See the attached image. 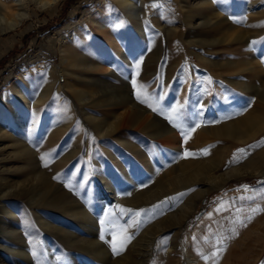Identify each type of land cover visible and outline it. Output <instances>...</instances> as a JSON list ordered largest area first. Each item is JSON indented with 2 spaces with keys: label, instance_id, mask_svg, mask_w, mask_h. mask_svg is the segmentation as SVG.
<instances>
[{
  "label": "rangeland",
  "instance_id": "obj_1",
  "mask_svg": "<svg viewBox=\"0 0 264 264\" xmlns=\"http://www.w3.org/2000/svg\"><path fill=\"white\" fill-rule=\"evenodd\" d=\"M116 5V0H61L45 10L32 5L29 18L0 36V97L6 95L23 119L15 123L7 103L0 101L6 145L24 140L26 152H32L6 162L11 173L0 179V264H97L93 254L100 246L110 250L105 264H117L127 254L131 258L121 264H134L140 256L132 245L138 243V249L152 237L156 224L170 225L166 220L198 189H175L182 161H218L216 176L232 169L244 173L251 165L263 173L234 176L201 198L182 229L157 235L147 264H190L193 251L204 264H264L262 211H253L264 207V124L244 141L218 134L227 125L264 120V0H144L146 38ZM108 7L112 29L98 30L91 22ZM204 15L211 26L198 19ZM225 15L229 21L214 26ZM80 30L89 38L77 36L70 49L83 62L98 61L100 68L72 67L69 85L62 83L60 93L51 91L34 109L9 92L18 84L31 93V83V99H39L49 69L59 65L60 44ZM78 90L90 92V105L79 101ZM137 92L147 103L136 98ZM120 99L145 112L157 127L128 114L126 105H115ZM86 112L103 121L115 114L126 118L117 131L103 134L100 121ZM174 145L184 153L174 151ZM154 166L158 174L151 173ZM36 173L55 189L41 205L33 203L28 181ZM125 175L137 185L127 186ZM25 178L27 188L9 191ZM54 194L85 208L95 224L89 232L63 214L51 200ZM61 228L97 244L66 239ZM125 235L132 237L130 243L114 255L112 245L119 247Z\"/></svg>",
  "mask_w": 264,
  "mask_h": 264
},
{
  "label": "bare ground",
  "instance_id": "obj_2",
  "mask_svg": "<svg viewBox=\"0 0 264 264\" xmlns=\"http://www.w3.org/2000/svg\"><path fill=\"white\" fill-rule=\"evenodd\" d=\"M60 1L61 0H4V1L0 0V36L4 35L5 33L9 32L13 29H16L27 18H29L31 16L30 15V12H31L30 8L32 5L36 6L40 10H45L47 8H50V7H55ZM207 1H210V0H207ZM116 3H117L116 6H118V8H120L123 11L122 13L125 14L127 20L129 21V25L131 24V26H133V28L135 27L138 34L142 38H146L147 34H148V32H147L148 26H147V21L145 19L144 0H116ZM204 3H206V1H204ZM9 9H15L16 12L14 14L10 15L11 13L8 12ZM120 9H118V10H120ZM111 13H112V11L110 10L109 7L104 9L101 12V15H100L101 18L92 20V22H91L92 25L94 27L98 28V30L100 29V30H106L107 31V30L112 29V24L108 23L109 19L111 18ZM218 15H219V13H218ZM205 16L206 15H204V17H201L198 19L202 22V24L210 25L212 23L211 18H209L208 15H207V17H205ZM229 18L230 17L228 15H225L224 18L219 20L218 22H216L214 20L213 22H216V23H214V26L221 24L222 21H229ZM128 21H127V24H128ZM201 22H198V23L201 24ZM188 25L191 26V23H189ZM199 28H201V27H199ZM175 31H176L175 28H172V29L167 28L168 33L174 34ZM79 35L81 36L80 38H82V39H88L89 38L87 31L80 30L77 34H73L71 36V38L64 40L60 44V49H59L60 50V62H59V65H58V67H51L49 69V72L47 73V76H48V82L47 83L48 84H47L46 88L44 89V91H42L40 93L39 99H37V100L31 99V93H33V89H34V86L31 83H28V87L31 90L30 91L31 93L25 92L24 90H22L18 84L14 85L9 90V92L12 93L18 100L22 101L25 105L30 107V109H34L35 107H37L41 103L42 100H44L50 94L51 91H55V92H57V94L60 93L62 83H66L67 85H69L70 77L72 76L70 69L72 67L76 68V67L83 66L84 69L88 68L89 70H90V68H92V69L100 68V64L98 63V61L93 60L96 62V64H94V62H92V61L91 62L88 61V63L83 62V59L82 60L79 59L82 56L79 55L78 52L74 53V51H72L70 49V45L76 39H80L79 37H77ZM253 59H254V57H253ZM232 64L234 65V63H232ZM60 73H61V75H60ZM21 79L26 80V76L24 75ZM100 81H103V80L100 79ZM89 93L88 92L86 93V92L81 91V90L76 91V94L79 96V98H78L79 101L80 102H86V103L90 99H92V97H91L92 95H90ZM0 101L3 103H7V108L10 110L11 115L14 119V122L17 124H21L23 122V119H22L21 114L19 113L17 107L11 101H8L6 99V95H3L2 97H0ZM87 105H90V103L89 104L87 103L86 106ZM115 105H117V106L118 105H126L125 107L128 109V114L131 113V114H134V116H136V117L139 116L137 118H139L140 120L144 119L146 121L147 125H149L148 126L149 128H154L156 126L155 120H152L150 118V116L148 117L145 112L138 110L131 102L120 99V101L118 100V103H115ZM86 113L92 119H94V121H96V120L100 121V128H101V132L103 134H108V133L117 131L120 128V123L122 121V117L125 116L124 115L122 117H118L117 114H115L114 115L115 117H110V118H107L103 121V120H100V117H98V116H92L88 112H86ZM130 115H129V117H130ZM124 118H126V117H124ZM133 119H134V117H133ZM3 120L4 119H2V116L0 114V146H1V148H0V179H2V181L5 179V177L7 178L8 173H11L10 171L5 169L6 168V165H5L6 162L7 163L18 162L23 157L30 156V154L32 153V152L31 153L26 152L24 140L15 141V142L10 143L9 145H6V141H7L8 137L6 135V132L4 133L3 130H6L8 127L5 125ZM131 122L133 123V121H131ZM142 124L144 125V123H142ZM263 124H264V120H262V119L261 120H255V121H253L251 123H247V124H244V123L231 124V125H227L223 130L219 131L218 134L223 135V136L233 137L239 141H244L247 137L253 136L255 133H257V130L261 126H263ZM169 138L173 142H175V144H176V141H177L176 135H171ZM122 142L124 144L128 145L129 147L136 146V145L132 144V142L127 140V139H122ZM173 149H174V151H179L180 153H184V151H185L184 149H180V147H178V145H174ZM161 161L164 164H167V161L165 160V158L161 157ZM173 161L176 162V158ZM219 167H220V163L218 161L211 162L208 165H200L197 163H193V161H182L181 165L176 167L177 175L175 177V184H174L175 189H179V188L180 189H185V188L187 189L190 187L195 188L196 186L198 189L195 192V194L191 197L190 202H188L184 207H182L180 212H178L176 215H174V216L170 217L168 220H166L167 222L170 223V225H168L166 227H162L161 223L156 224V226H155V229H156L155 232L156 233H154L152 235V237L147 238L146 241H144V239L142 237L141 239H143V241H141L140 246L138 245L139 246L138 249H137L138 243H134L132 245L133 251L140 256L139 258L135 259L134 264H147L148 259L151 257L153 244L156 240L157 235H162L167 231H178V230L182 229V227L187 222V219L190 217L191 213L193 212V210L197 206L198 201L201 198H203L205 195H208L211 191H215V190L221 188L230 178L232 179V177H234V176L243 177L244 173L250 174L252 176L253 175H259V174L263 173V169H255L258 167H254L251 165L249 168L246 167L247 169L244 173H239L240 172L239 170L237 171V169H232V170L227 171L226 173H224L220 176H216L214 174H215V171ZM18 169L22 170V169H24V167L18 166L17 170ZM242 171H243V169H242ZM13 172L16 173V170H14ZM151 173L152 174L153 173L158 174L159 171H158L157 167L154 166L151 170ZM99 174H101V173H99ZM102 176H104V175H102ZM125 176H127V175H125ZM26 178H28V177H26ZM43 178L44 177L42 176L41 173L33 174V176L28 178V181H30V183H31L30 187H31L32 199H33L32 201L34 204L36 203V204L41 205V203L44 202V198L46 201V196H48L49 194H51L55 190L53 185L50 184L49 181L48 182L43 181ZM126 180H127V186L134 187L135 185H137L135 178H133L130 175H128L126 177ZM26 182H27V179L14 181V184H12L10 186L9 191H13L16 189H21V188L24 189V187H26V185H27ZM103 182H104V180H103ZM138 187H137V189H138ZM118 192L119 191L117 190V193ZM129 192L131 193V191H129ZM51 200L54 204H56V206H58L59 209L62 210L63 214H65L66 216H68L69 218L74 220L77 224H79L86 231H88V229H90L91 226L95 225L94 222L92 221V219L90 218V216H88V214L86 213V210H84L85 208L81 209L82 207L74 204L65 195L54 194V196L51 198ZM47 201H46V203H47ZM106 206L107 205L103 206L102 212H104ZM8 213L13 217L14 220L21 221L20 218L18 216H16L14 213H12L11 211L8 210ZM40 219L43 220L44 224L45 223L48 224L50 222L49 219H47L46 217H43V216H41ZM43 223H41V224H43ZM52 226H54V225H52ZM46 227H48V226L46 225ZM58 229H59V227H58ZM65 230H66L65 228H61L60 232L62 234L67 235L68 238H66V239H70V240L73 239L75 241L81 240V237L77 236L76 234H72L71 231L69 233V232H66ZM15 231H16V229H15ZM17 231H18V229H17ZM24 239L26 240V237ZM145 239H146V237H145ZM81 241L83 243H85V245L88 244V245L93 246V245L97 244V243H95L94 238L82 239ZM26 242H27V240H26ZM193 243H194V240H193ZM170 251H171V249H170ZM170 251L167 254H169ZM109 254H110V250L107 251V249H105L103 246H100V247L96 248V250L94 251L93 259L97 264H105L110 259ZM27 257L30 259V262L33 260L32 255L28 254ZM130 258H131V254L130 255L127 254V255H124L123 257H121V259L115 261V263H117V264H121V262L125 263ZM188 260H189L190 264H204L200 260V255L194 251L191 252V254H189ZM34 261H35V259H34ZM34 264H35V262H34Z\"/></svg>",
  "mask_w": 264,
  "mask_h": 264
},
{
  "label": "snow or ice",
  "instance_id": "obj_3",
  "mask_svg": "<svg viewBox=\"0 0 264 264\" xmlns=\"http://www.w3.org/2000/svg\"><path fill=\"white\" fill-rule=\"evenodd\" d=\"M137 67H139V65H137ZM136 98H137L138 100H140L141 103H147V99H141V98H140V94H139V92H137V97H136ZM148 106H149L150 108L152 107V105H151L150 103L148 104ZM152 110H153V111H156L157 109H156V108H152ZM175 111H176V110L173 109V112H175ZM241 151H243V150H241ZM187 155H188V153H185V156H187ZM129 211H130V210H129ZM253 211H262V209H254ZM249 219H251V218H249ZM136 223H139V221H137ZM122 231L126 233V229H123ZM237 235H238V233H237ZM101 239H103V236H101ZM131 239H132L131 236L125 235L124 238H123V240L121 241L119 247H117L115 244H113V245H112V252H113V254H114V255H120V254L124 251V249H125L127 243H130ZM218 251H219V250H218ZM214 255H215V253H214ZM206 259H207V257H206Z\"/></svg>",
  "mask_w": 264,
  "mask_h": 264
},
{
  "label": "crops",
  "instance_id": "obj_4",
  "mask_svg": "<svg viewBox=\"0 0 264 264\" xmlns=\"http://www.w3.org/2000/svg\"><path fill=\"white\" fill-rule=\"evenodd\" d=\"M261 217H262V221H261V224H262V228H264V207L262 206V213H261ZM263 230V229H262ZM264 235V230H263V233ZM264 239V238H263ZM264 256V255H263ZM264 262V257H263V260H262V263Z\"/></svg>",
  "mask_w": 264,
  "mask_h": 264
}]
</instances>
